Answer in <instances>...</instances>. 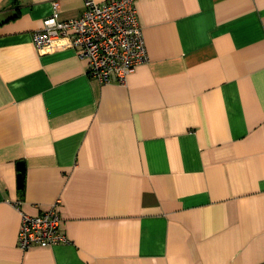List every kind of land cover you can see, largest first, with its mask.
<instances>
[{"label":"crops","instance_id":"crops-1","mask_svg":"<svg viewBox=\"0 0 264 264\" xmlns=\"http://www.w3.org/2000/svg\"><path fill=\"white\" fill-rule=\"evenodd\" d=\"M84 1L0 0V264H264V0H135L125 85L33 44ZM56 200L68 242L20 250Z\"/></svg>","mask_w":264,"mask_h":264},{"label":"built area","instance_id":"built-area-1","mask_svg":"<svg viewBox=\"0 0 264 264\" xmlns=\"http://www.w3.org/2000/svg\"><path fill=\"white\" fill-rule=\"evenodd\" d=\"M54 9L56 3L53 4ZM84 12L76 19L60 21L56 10L32 34L37 50L62 37L69 40L77 55L87 63V75L101 85H125L135 69L147 63L148 54L138 22L135 0L84 1ZM60 201L37 215L19 211L21 222L17 246L49 248L68 240L60 230ZM17 207L20 201L16 203Z\"/></svg>","mask_w":264,"mask_h":264},{"label":"water","instance_id":"water-1","mask_svg":"<svg viewBox=\"0 0 264 264\" xmlns=\"http://www.w3.org/2000/svg\"><path fill=\"white\" fill-rule=\"evenodd\" d=\"M16 168L18 171L17 174V188L22 189L23 188V181H24V163L18 162L16 164Z\"/></svg>","mask_w":264,"mask_h":264}]
</instances>
